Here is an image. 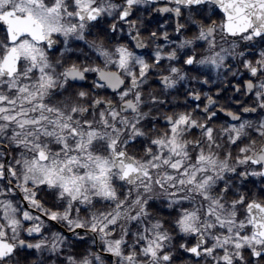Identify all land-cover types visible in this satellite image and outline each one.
I'll list each match as a JSON object with an SVG mask.
<instances>
[{
	"label": "clouds",
	"instance_id": "obj_1",
	"mask_svg": "<svg viewBox=\"0 0 264 264\" xmlns=\"http://www.w3.org/2000/svg\"><path fill=\"white\" fill-rule=\"evenodd\" d=\"M8 12L0 264H264V0Z\"/></svg>",
	"mask_w": 264,
	"mask_h": 264
},
{
	"label": "snow or ice",
	"instance_id": "obj_2",
	"mask_svg": "<svg viewBox=\"0 0 264 264\" xmlns=\"http://www.w3.org/2000/svg\"><path fill=\"white\" fill-rule=\"evenodd\" d=\"M197 3H199V0H196ZM89 19H92V17L90 16ZM0 21H4L5 23H7L10 26V29H16L18 31L20 30H25L27 28V24H28V18L25 16H18L16 13L14 12H8V13H4L2 15H0ZM257 35H259V33H257ZM121 55L123 56V51L121 50ZM190 62V61H189ZM255 70H253L254 72ZM42 155V154H41ZM259 235L261 236V238H264V231H261L259 233ZM245 239H247V237H245ZM253 240H255V235H253ZM258 243V241H257ZM241 245L240 244H234V247L239 248ZM190 251L192 253H197L198 250L193 248L190 249ZM211 251V250H209ZM150 254H154L152 253V250L149 249ZM252 256H258L259 254L255 251H253L251 253ZM262 260H264V256L260 257ZM165 260L168 259V257H164Z\"/></svg>",
	"mask_w": 264,
	"mask_h": 264
}]
</instances>
